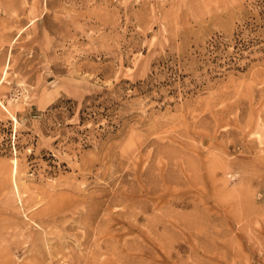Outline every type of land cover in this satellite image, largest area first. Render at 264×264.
<instances>
[{
    "label": "rangeland",
    "instance_id": "374dc122",
    "mask_svg": "<svg viewBox=\"0 0 264 264\" xmlns=\"http://www.w3.org/2000/svg\"><path fill=\"white\" fill-rule=\"evenodd\" d=\"M0 264H264V0H0Z\"/></svg>",
    "mask_w": 264,
    "mask_h": 264
}]
</instances>
